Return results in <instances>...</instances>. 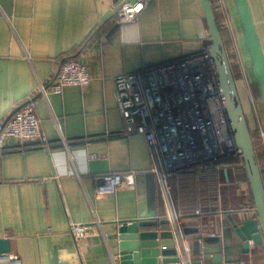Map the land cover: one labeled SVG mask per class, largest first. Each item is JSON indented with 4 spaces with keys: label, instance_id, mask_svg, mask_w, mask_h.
Segmentation results:
<instances>
[{
    "label": "crops",
    "instance_id": "1",
    "mask_svg": "<svg viewBox=\"0 0 264 264\" xmlns=\"http://www.w3.org/2000/svg\"><path fill=\"white\" fill-rule=\"evenodd\" d=\"M121 1L0 0V120L32 97L41 130L54 140L48 149L0 151V236L18 264H119L116 223L156 217L163 222L155 227L174 228L178 253L191 264H264V241L249 238L242 251L226 222L256 216L242 155L171 173L168 203L142 133L122 131L114 75L198 50L209 37L201 0H148L136 18L119 21L113 16ZM247 2L264 54V0ZM218 4L231 38L229 64L240 66L234 80L241 107L250 135H258L264 104L235 3ZM67 57L88 62V82L42 94L39 82L53 81ZM61 135L73 138L67 148ZM260 136L256 159L264 169ZM105 171L132 173L133 180L97 194L93 174ZM260 175L264 187V170ZM95 218L101 221L96 234L77 238L69 229L70 221Z\"/></svg>",
    "mask_w": 264,
    "mask_h": 264
},
{
    "label": "built area",
    "instance_id": "2",
    "mask_svg": "<svg viewBox=\"0 0 264 264\" xmlns=\"http://www.w3.org/2000/svg\"><path fill=\"white\" fill-rule=\"evenodd\" d=\"M148 0H122L115 9V20L134 19ZM219 2L222 0H218ZM210 36L201 47L190 53L118 71L114 75V95L122 117V131L142 133L151 157L159 188L170 203L169 176L183 168L200 169L223 157L241 153L234 141L225 109V98L213 67ZM243 76V75H242ZM90 78L88 62L75 57L64 58L53 81L38 90L58 91L64 84L84 85ZM264 129L260 128L263 135ZM13 137L15 143H8ZM72 137L58 139L68 147ZM54 140L39 126L33 98L24 100L0 120V151L40 145L50 148ZM242 154V153H241ZM90 152L89 156H96ZM94 192L113 191L131 183L132 173L105 171L94 173ZM100 219L70 221L69 229L77 237L100 231ZM0 264H18L11 251L0 252ZM163 264H191L186 254ZM224 264H231L230 261Z\"/></svg>",
    "mask_w": 264,
    "mask_h": 264
},
{
    "label": "water",
    "instance_id": "3",
    "mask_svg": "<svg viewBox=\"0 0 264 264\" xmlns=\"http://www.w3.org/2000/svg\"><path fill=\"white\" fill-rule=\"evenodd\" d=\"M206 17L211 45L209 48L219 87L225 98V109L234 141L241 147L243 163L247 170L256 216H248L240 223H231L241 244V250L249 248V238L264 241V187L251 140V135L241 107L234 76L225 47L217 27L210 0H201ZM242 33L264 104V54L259 42L247 0H234ZM156 217H131L120 219L112 235L117 247L119 264H163L179 258L178 242L172 227H155L162 223ZM9 250L7 237L0 236V252ZM220 256V255H219ZM238 264V262H234Z\"/></svg>",
    "mask_w": 264,
    "mask_h": 264
},
{
    "label": "trees",
    "instance_id": "4",
    "mask_svg": "<svg viewBox=\"0 0 264 264\" xmlns=\"http://www.w3.org/2000/svg\"><path fill=\"white\" fill-rule=\"evenodd\" d=\"M210 3H211V6H212V10H213V14H214V17H215V20H216V23H217V27L219 29V32H220V35H221V38H222V41H223V44H224V47L225 45H227L228 43L231 42V38H230V35H229V32H228V27L227 25H222L220 23V18H219V14H218V10H217V5H219V1L218 0H210ZM230 67H231V71H232V74L233 76H238L239 75V71H240V66H238V62H231L230 63ZM239 68V70H238ZM251 140H252V144H253V147H254V151H255V155L257 157V153L258 151H260L261 147H262V140H261V136L260 134L258 135H252L251 136ZM259 166V165H258ZM263 167L259 166V171L260 173L263 171Z\"/></svg>",
    "mask_w": 264,
    "mask_h": 264
},
{
    "label": "rangeland",
    "instance_id": "5",
    "mask_svg": "<svg viewBox=\"0 0 264 264\" xmlns=\"http://www.w3.org/2000/svg\"><path fill=\"white\" fill-rule=\"evenodd\" d=\"M224 25H226V22H225V24H224ZM229 62H230V61H229ZM238 155H239V156H241L242 154H241V153H238Z\"/></svg>",
    "mask_w": 264,
    "mask_h": 264
}]
</instances>
